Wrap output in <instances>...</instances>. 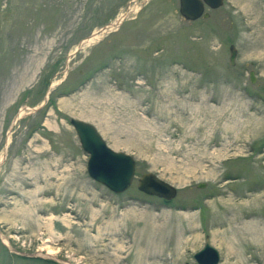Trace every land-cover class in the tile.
Wrapping results in <instances>:
<instances>
[{"label": "rangeland", "instance_id": "rangeland-1", "mask_svg": "<svg viewBox=\"0 0 264 264\" xmlns=\"http://www.w3.org/2000/svg\"><path fill=\"white\" fill-rule=\"evenodd\" d=\"M178 9L0 0V264H197L206 237L218 264H264V0ZM70 118L133 156L126 191L89 177ZM145 172L176 196L139 191Z\"/></svg>", "mask_w": 264, "mask_h": 264}, {"label": "water", "instance_id": "water-1", "mask_svg": "<svg viewBox=\"0 0 264 264\" xmlns=\"http://www.w3.org/2000/svg\"><path fill=\"white\" fill-rule=\"evenodd\" d=\"M222 4L223 0H179L178 12L183 19L193 21L200 17H209L205 7L216 9ZM82 42L78 44L76 52L82 47ZM228 50V60L230 65L233 66L237 48L234 44H230ZM249 79L252 83L255 81L254 71L252 70L249 71ZM46 100L47 97L45 98ZM69 124L74 129L82 150L88 155L86 171L89 177L113 193L126 191L131 185L135 174L136 162L133 156L111 149L93 124L77 118H70ZM5 149L6 147L4 146L0 164L5 158ZM204 186L205 183L198 184L200 188ZM137 189L144 194L158 197L165 201H171L177 194V190L173 185L152 172H145L140 175L137 181ZM21 254L37 257V254L34 253ZM193 259L197 264H218L220 251L206 237L202 247L193 254Z\"/></svg>", "mask_w": 264, "mask_h": 264}, {"label": "bare ground", "instance_id": "bare-ground-1", "mask_svg": "<svg viewBox=\"0 0 264 264\" xmlns=\"http://www.w3.org/2000/svg\"><path fill=\"white\" fill-rule=\"evenodd\" d=\"M132 8H133V11H136V12H137V7H136V6H135V7H132ZM136 12H135V13H136ZM125 15H126V13H122V15H120V17L116 20L115 26H117V24H118L120 21L123 20V18L125 17ZM112 28H113V25H112V24H111V25H108V26H106V27H103L100 31L94 33L91 37H89V38H87L85 41H83L82 44H81V46H87L88 44L94 42L95 40L97 41V39H98L99 37H101V34L106 33V31H109V30L112 29ZM87 47H88V46H87ZM20 112L23 113V111H20ZM20 112H19V114H20ZM22 113H21V114H22ZM48 254H49V253H48ZM49 255H50V254H49ZM51 255H53V254H51Z\"/></svg>", "mask_w": 264, "mask_h": 264}, {"label": "trees", "instance_id": "trees-1", "mask_svg": "<svg viewBox=\"0 0 264 264\" xmlns=\"http://www.w3.org/2000/svg\"><path fill=\"white\" fill-rule=\"evenodd\" d=\"M165 202H169V201H165ZM37 257H35L34 259H36ZM31 259V258H30Z\"/></svg>", "mask_w": 264, "mask_h": 264}]
</instances>
